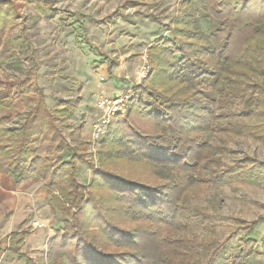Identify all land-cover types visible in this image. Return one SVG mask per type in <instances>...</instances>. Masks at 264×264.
I'll use <instances>...</instances> for the list:
<instances>
[{
  "label": "trees",
  "instance_id": "16d2710c",
  "mask_svg": "<svg viewBox=\"0 0 264 264\" xmlns=\"http://www.w3.org/2000/svg\"><path fill=\"white\" fill-rule=\"evenodd\" d=\"M18 1L26 0H0V67L19 43L28 40L27 26L17 21L23 18ZM45 3L51 16L59 13L55 0H42V6ZM42 6L36 9L39 13L44 12ZM144 16L162 24L152 15ZM199 18L209 22L207 31ZM17 26L20 32L15 35ZM163 27L166 33L155 37L146 50L147 78L134 86L136 96L128 112L115 115L102 138L100 168L92 167L80 149L72 151L31 74L0 81L3 169L14 182L30 176L41 180L64 217L40 256L21 249L26 231H12L10 238L17 239L9 243V251L18 262L243 264L246 256L257 253V241L249 239L224 257L226 263L219 262L229 238L211 249L212 242L188 235L197 230L210 235L213 222L207 213L186 209L182 199L189 185L221 175L205 133L238 128L264 136L262 124L244 123L254 107L264 108L260 87L245 80L253 69L264 73V46L258 42L264 29V0H179L176 14ZM105 60L111 74L118 60ZM77 101H59L56 114L71 115ZM13 117L24 121L6 126ZM65 150L70 151L67 159ZM251 162L243 158L238 167L246 173ZM112 164L123 165L122 171L110 169ZM80 165L93 172L88 184L76 179ZM252 174L263 177L264 169ZM101 189L106 193L98 194ZM259 220L249 224L248 231Z\"/></svg>",
  "mask_w": 264,
  "mask_h": 264
},
{
  "label": "rangeland",
  "instance_id": "374dc122",
  "mask_svg": "<svg viewBox=\"0 0 264 264\" xmlns=\"http://www.w3.org/2000/svg\"><path fill=\"white\" fill-rule=\"evenodd\" d=\"M178 1L55 0L59 13L54 16L50 15L46 3L42 6V0L18 1L23 18L19 17L17 21L27 26L28 40L19 43L12 57L0 67V81L20 80L31 74L42 88L47 107L58 117V125L63 128L72 151L80 149L92 167L100 168L102 138H91V123L100 115L96 106L98 97L105 96L110 89L109 81L113 82L106 69L105 57H115L118 63L122 61L124 69L134 58L138 57L141 63L155 37L166 33L163 24L176 14ZM39 6L43 7V13L36 10ZM144 14L152 15L162 24ZM109 15L114 22L108 19ZM102 19L109 23L97 25L96 21ZM198 21L207 31L209 22L202 18ZM19 32V26L13 29L15 35ZM258 42L264 46V29ZM245 80L251 85L255 83L264 93V73L253 69ZM133 84V81L127 83ZM68 98L78 100L74 111L60 117L55 112L56 104ZM253 109V116L244 123L264 126V108ZM23 121L24 117H13L6 126L20 125ZM204 139L213 147L212 154L222 169L221 175L189 185L182 204L191 212L210 215L213 229L210 235L204 230L188 235L198 241L212 242L211 249L215 243L229 238L218 258L221 263H226L224 257L237 252L241 242L255 239L257 253L246 256L243 264H264V176L252 174L264 169V136L259 138L237 128L225 133H205ZM69 154L70 151L65 150L63 159ZM247 157L252 162L245 173L238 167V161ZM122 166L112 164L110 169L122 171ZM92 173L80 165L76 179L88 184ZM97 193L106 191L101 189ZM63 218L53 206L41 180L30 176L14 182L0 160V264H22L9 251V243L17 239L10 238L12 231H26L21 249L27 250L32 257L40 256L47 249V240L61 228ZM257 220L253 229L248 231L246 227ZM39 224L42 226L38 227Z\"/></svg>",
  "mask_w": 264,
  "mask_h": 264
},
{
  "label": "built area",
  "instance_id": "2783aa9c",
  "mask_svg": "<svg viewBox=\"0 0 264 264\" xmlns=\"http://www.w3.org/2000/svg\"><path fill=\"white\" fill-rule=\"evenodd\" d=\"M150 72V64L147 53L143 54L142 62L137 68V77L133 86L125 87L121 93L115 96L101 95L96 101V106L100 110V115L91 123V138L98 140L103 138L109 129L111 119L118 114H124L132 99L136 96L134 86L139 84ZM41 227L42 224L37 225Z\"/></svg>",
  "mask_w": 264,
  "mask_h": 264
},
{
  "label": "crops",
  "instance_id": "0c3cea01",
  "mask_svg": "<svg viewBox=\"0 0 264 264\" xmlns=\"http://www.w3.org/2000/svg\"><path fill=\"white\" fill-rule=\"evenodd\" d=\"M141 57H142V55H141ZM139 61H140V59L138 57L134 58L132 64L130 66L126 65L127 68H125V69H124L123 64H122L123 62L119 61V63L111 69V74H109V75H111L113 82L109 81L108 85L110 86V89L108 92H106L105 96H115V95L121 93L125 87L130 86V85H127V83L129 81H133V82L135 81V79L137 77V67L140 63ZM106 64H107V62H106ZM129 77H131V78H129ZM124 79H126V80H124ZM120 83H121V85H120Z\"/></svg>",
  "mask_w": 264,
  "mask_h": 264
}]
</instances>
